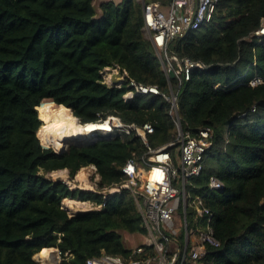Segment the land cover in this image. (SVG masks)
<instances>
[{"label":"trees","instance_id":"obj_1","mask_svg":"<svg viewBox=\"0 0 264 264\" xmlns=\"http://www.w3.org/2000/svg\"><path fill=\"white\" fill-rule=\"evenodd\" d=\"M156 1L170 0L105 1L99 13L93 0H0V264H38L33 257L50 248L70 255L62 264H85L101 252L125 256L122 233L145 234L126 191L101 210L70 217L64 199L100 204L101 195L48 176L67 170L73 179L93 166L99 189L120 184L126 162L146 152L139 138H99L55 153L39 133V114L63 106L82 125L114 116L150 124L153 148L173 142L169 103L152 94L125 102L126 84L101 77L116 67L161 94L178 92L183 132L213 130L200 182L214 175L223 184L208 201L220 245L204 263L264 264V83L246 84L264 79V37L253 36L264 22V0H217L209 24L170 43L168 55L205 66L182 84L166 77L163 57L143 35L142 5ZM218 84L227 88L214 89Z\"/></svg>","mask_w":264,"mask_h":264},{"label":"built area","instance_id":"obj_2","mask_svg":"<svg viewBox=\"0 0 264 264\" xmlns=\"http://www.w3.org/2000/svg\"><path fill=\"white\" fill-rule=\"evenodd\" d=\"M139 1V0H138ZM217 9V0H170L143 3V35L151 42L156 52L164 59L163 71L168 77L173 74L180 84L189 80L192 71H203L205 66L189 59H179L168 55L167 43L183 38L209 24ZM260 42L264 37V22L253 33ZM107 70L110 77H104ZM101 72L103 83L107 85L116 77V87L125 83L128 89L123 95L125 102L136 96L148 94L160 95L169 103V114L176 128L173 142L153 148L147 141V135L153 133L150 124L142 127L135 124H123L117 117L109 116L92 124H105L104 129L94 130L93 139L116 136L136 137L144 145L146 152L139 159L129 160L122 167L125 180L116 185L98 188L99 177L93 166L84 167L83 171L91 192L101 195L102 202L89 205V210H101L107 199L122 191L129 193L138 206L145 234L142 241L128 248V253L108 255L101 252L97 257L89 258L85 264H205L209 249L219 247L213 231L215 216L208 206L212 194L223 190V184L214 175H209L205 185L200 182L205 161L213 147L214 133L211 128L199 129L196 133L183 132L177 113L178 92L164 95L155 86H145L130 79L124 70L118 67L104 69ZM264 79L255 76L246 84L255 87L263 84ZM227 86L215 85L214 89H226ZM255 109H252L253 113ZM245 114L241 115L244 117ZM91 124V123H90ZM87 125V124H83ZM99 126V125H97ZM91 168L94 181L85 172ZM66 171V170H64ZM68 173V172H67ZM92 175V174H91ZM70 190L81 189L72 184L68 174L57 177ZM94 182V183H92ZM50 261L38 264H62L68 262L70 255L62 254L58 249H51ZM49 254V255H50ZM48 256V255H47ZM46 258V257H45ZM44 259V258H42Z\"/></svg>","mask_w":264,"mask_h":264},{"label":"bare ground","instance_id":"obj_3","mask_svg":"<svg viewBox=\"0 0 264 264\" xmlns=\"http://www.w3.org/2000/svg\"><path fill=\"white\" fill-rule=\"evenodd\" d=\"M38 118L39 120L43 121L40 130L44 137V140L46 142L47 141L50 142L52 146L55 147V149H57L58 151H60L64 147L65 141L72 142L76 140H82V141L92 140L94 137V132H93L94 130L104 129L103 126L107 127V125L105 124L80 126L79 124L76 123V120L71 115L70 110L63 106L58 107L57 109L53 110L50 113H40ZM75 176H76V181L81 183L80 188L83 190L90 191L89 188L90 186L88 185L85 179V175L83 171L79 170L77 172V175ZM63 205L67 208V210H70V212H73L75 210L78 211L79 209H84L85 207V203H81L69 199H64ZM51 252H52L51 249H44L40 253H37V256L39 258L40 257L45 258L47 257V255L48 257H50L49 254Z\"/></svg>","mask_w":264,"mask_h":264},{"label":"rangeland","instance_id":"obj_4","mask_svg":"<svg viewBox=\"0 0 264 264\" xmlns=\"http://www.w3.org/2000/svg\"><path fill=\"white\" fill-rule=\"evenodd\" d=\"M105 1H107V0H93V6H94V8H95V10H96V12L97 13H99V4L101 3V2H105ZM108 1H111V0H108ZM112 1H114V2H117V0H112ZM102 75L104 76V77H110V76H112L113 75V73L112 74H108L107 73V70H104L103 72H102ZM112 81H110V84H116V77L115 76H113L112 77ZM38 113V112H37ZM72 115V114H71ZM41 121V124H43V121L42 120H40ZM91 125H93V124H89V126H91ZM42 126V125H41ZM80 126H86V125H80ZM39 133H40V135L42 136V138H43V140H44V137H43V135H42V133H41V130H39ZM44 145L45 146H47V147H50V149H52L53 151H56V152H58V150L57 149H55V147H53L52 146V144L50 143V142H46L45 140H44ZM46 149V148H45ZM88 167H90V166H88ZM91 171V172H90ZM60 172V173H59ZM63 174H62V173ZM85 173H87L88 175H90L91 176V179H92V181H94V175H93V173H92V170H91V168H89V171L88 172H85ZM68 173H67V170L66 171H64V170H62V171H56V172H52V173H50L48 176H50L52 179H57V177H60V175H63V177L64 176H66ZM92 174V175H91ZM77 175V174H76ZM73 181H72V184L73 185H75V186H77V187H80V182H77L76 181V176H74V178L72 179ZM92 183H94V182H92ZM88 185H89V183H88ZM90 188V187H89ZM91 190H92V188H90ZM84 191H87V190H84ZM62 204H63V201H62ZM86 206H88V207H86ZM63 207V206H62ZM85 209V210H84ZM84 209H79L78 211L77 210H75V211H73V212H70V210H68V211H66L67 213H68V215H70L71 213H75V212H79V211H87V210H89V205L88 204H85V207H84ZM122 241H123V243L125 244V246L127 247V248H131V247H133V246H135L136 244H139V243H141V241H142V239H141V237L140 236H137V235H123L122 236ZM50 257H46V258H44V259H42L41 257L39 258L37 255H35L34 257H33V259L34 260H36V262H38V261H40V260H42L41 262L42 263H45V262H47V261H50L51 260V257L53 256V255H49Z\"/></svg>","mask_w":264,"mask_h":264},{"label":"water","instance_id":"obj_5","mask_svg":"<svg viewBox=\"0 0 264 264\" xmlns=\"http://www.w3.org/2000/svg\"><path fill=\"white\" fill-rule=\"evenodd\" d=\"M172 41H168V43H167V46H169L170 45V43H171ZM168 77L169 78H173V74L172 73H169V75H168ZM72 114V113H71ZM73 116V115H72ZM74 117V116H73ZM75 118V117H74ZM75 120H76V123L77 124H79V125H82L79 121H78V119L77 118H75ZM94 139H92V140H88V141H82V140H76V141H72V142H69V141H65L64 142V147L60 150V151H58V152H56V151H54L55 153H61V152H63V151H65L66 150V148L69 146V145H75V146H82V145H85V144H88V143H90V142H92ZM46 149H49V148H46ZM74 189H77V188H74ZM62 206H63V208L66 210V211H68L67 210V208L62 204ZM81 212H85V211H79V212H75V213H71L69 216L70 217H72V216H74L76 213H81Z\"/></svg>","mask_w":264,"mask_h":264},{"label":"crops","instance_id":"obj_6","mask_svg":"<svg viewBox=\"0 0 264 264\" xmlns=\"http://www.w3.org/2000/svg\"><path fill=\"white\" fill-rule=\"evenodd\" d=\"M107 1H108V0H107ZM120 1H121V0H117V3L120 2ZM81 203H82V202H81ZM123 235H128V234H126V233H122V236H123ZM50 249H54V248H50ZM36 255H37V254H36Z\"/></svg>","mask_w":264,"mask_h":264}]
</instances>
